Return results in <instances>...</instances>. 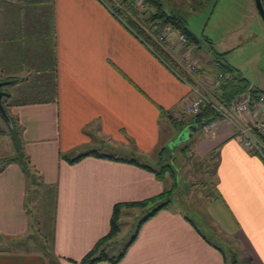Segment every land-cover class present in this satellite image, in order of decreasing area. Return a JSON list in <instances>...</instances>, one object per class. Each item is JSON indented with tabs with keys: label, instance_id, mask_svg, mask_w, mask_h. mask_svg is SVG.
I'll return each instance as SVG.
<instances>
[{
	"label": "crops",
	"instance_id": "obj_1",
	"mask_svg": "<svg viewBox=\"0 0 264 264\" xmlns=\"http://www.w3.org/2000/svg\"><path fill=\"white\" fill-rule=\"evenodd\" d=\"M99 1L0 0L1 102L15 127L0 114V264L81 261L109 232L116 204L144 201L171 186L168 175L159 181L120 159L169 164L177 174L179 147L183 155L214 162L212 173L204 172L214 178L207 216L239 243L246 264H264L263 157L245 149L223 121L207 134L193 127L184 113L190 86ZM163 33L167 61L183 76L178 64L183 55L200 62L208 71H199L195 82L205 88L212 56L202 63L175 41L173 31ZM263 115L252 111L243 119ZM179 122L183 129L175 131ZM185 129L188 136L176 142ZM16 144L33 179L18 162H3L17 154ZM46 200L53 216L44 232L36 217ZM136 210L146 211L121 208L119 229ZM34 230L48 252L36 244ZM26 238L36 247L25 245ZM118 264H226V259L171 203L142 224Z\"/></svg>",
	"mask_w": 264,
	"mask_h": 264
},
{
	"label": "rangeland",
	"instance_id": "obj_2",
	"mask_svg": "<svg viewBox=\"0 0 264 264\" xmlns=\"http://www.w3.org/2000/svg\"><path fill=\"white\" fill-rule=\"evenodd\" d=\"M162 2L167 13H178L185 19L187 29L200 41L198 46L190 48L198 60L205 63L211 59L206 38L211 41L217 52L226 53V63L237 69L251 86L264 90V20L258 13L254 0H162ZM261 2L264 8V0ZM99 3L110 11L111 5L107 0H100ZM173 36L176 41L178 35L174 32ZM198 64L200 66V62ZM203 90L209 93L213 91L207 83ZM175 153L179 158V162H176L179 172L176 174L174 171L176 187L174 186L172 209L190 217L202 233L224 250L226 264H246L239 243L227 239L205 211L206 200L213 193L209 183L214 181V178L212 174L209 177V174L205 175L204 172L212 173L214 162L211 160L207 164L204 160L200 161L192 157L193 155L190 156L188 152L183 155L180 147ZM155 164L153 160L148 162V165L158 170L159 165ZM169 181L172 185L173 181L171 179ZM204 182L208 184L207 187ZM51 207V200H46L38 211L36 218L38 221L41 219V231L45 232L52 224ZM130 213V217L122 219L119 234L106 248L110 256H116L129 243L145 210ZM32 218L35 219L34 215ZM32 233L36 244L43 248L45 245L40 241L41 236L37 230ZM24 242L25 245L36 247L34 242H29L27 238Z\"/></svg>",
	"mask_w": 264,
	"mask_h": 264
},
{
	"label": "trees",
	"instance_id": "obj_3",
	"mask_svg": "<svg viewBox=\"0 0 264 264\" xmlns=\"http://www.w3.org/2000/svg\"><path fill=\"white\" fill-rule=\"evenodd\" d=\"M111 5L109 7L110 12L121 18V21L127 28L133 30L136 35L148 46L149 49L154 51L158 56L167 60V54L162 50L159 44H157V38L160 37L165 30H171L178 35H183L186 38V48H191L194 45H199L200 41L187 29L185 19L178 13H167L164 10L162 0H107ZM208 42V51L213 59V66L210 70V74L213 78H218L222 75L221 85L212 91L213 96L222 104H229L236 99L240 94L249 91L252 103L256 102L258 97L264 94V90L255 88L249 84L247 79L241 76L240 72L234 67L230 66L225 61L226 53L217 52L211 41L205 38ZM208 71L206 69H200V73ZM216 113L210 107V105H203L200 107L197 114L192 115L190 118L191 124H194L197 128L201 127L214 119ZM10 124L14 127V123L10 120ZM184 124L174 123V128L177 131L183 129ZM15 130V129H14ZM15 132V131H13ZM260 143L263 146L264 155V138L258 137ZM17 154L14 157H8L4 159V163L18 162L24 172L26 178L33 179L32 170L28 158L23 155L21 148L16 144ZM165 149H161L159 154L161 155ZM97 157L108 158L105 155L96 154ZM81 157H77L68 162H77ZM111 158V157H110ZM264 159V157H263ZM137 165L138 167L151 172L155 175L156 179L163 181L166 175L170 177L173 184L168 190H165L161 194L154 196L150 199L134 202V203H120L116 204L113 208L112 217L110 219V230L102 237L94 247L88 252V254L79 262L69 260V262L76 264H96L99 262H108L110 264H118L126 254L128 247L135 241L138 231L143 223L153 218L159 211L166 209L173 201L172 197L175 192L176 177L174 176V170L169 164H161L158 170H155L147 164L139 163L135 160H125ZM122 207L126 208H141L146 209L145 214L139 220L136 232L130 239L129 243L125 245L116 256H110L107 253L108 243L113 240L119 234V216ZM48 252V249L46 250ZM50 264H56L50 262Z\"/></svg>",
	"mask_w": 264,
	"mask_h": 264
},
{
	"label": "built area",
	"instance_id": "obj_4",
	"mask_svg": "<svg viewBox=\"0 0 264 264\" xmlns=\"http://www.w3.org/2000/svg\"><path fill=\"white\" fill-rule=\"evenodd\" d=\"M157 44L162 49H165V35L162 34L157 38ZM177 42L181 47L187 44L186 38L183 35H178ZM168 54V49L164 50ZM153 53L160 59L182 82L190 86V96L185 102L184 113L188 115H195L203 105H210L216 113V117L204 124L201 131L205 134L214 130L219 121H223L232 127L235 138L240 144L249 152L256 153L261 157L263 155V146L258 137L264 138V115L254 121L246 122L243 118L249 115L250 112L256 111L264 112V94L260 95L256 102L252 103L249 91L240 94L236 99L229 104L220 103L212 93L203 90L197 82H195V75L200 71L201 67L197 61L190 59L188 55H183L179 60V67H181L187 74L183 76L179 74L171 64L163 57L158 56L154 51ZM223 76L219 75L218 78H207L205 81L209 87L214 90L221 85ZM180 115L175 114V119H180Z\"/></svg>",
	"mask_w": 264,
	"mask_h": 264
},
{
	"label": "water",
	"instance_id": "obj_5",
	"mask_svg": "<svg viewBox=\"0 0 264 264\" xmlns=\"http://www.w3.org/2000/svg\"><path fill=\"white\" fill-rule=\"evenodd\" d=\"M254 2H255V6H256V9H257L258 13L260 14L262 19L264 20V8L262 6L261 0H254ZM2 95H3V93L1 91V84H0V114L10 124V119H9V117H8L4 107L2 105V102H1ZM192 126L195 127L194 124H192ZM187 136H188V130L185 129L178 135V138H177L176 142L181 140V139H183V137H187Z\"/></svg>",
	"mask_w": 264,
	"mask_h": 264
}]
</instances>
